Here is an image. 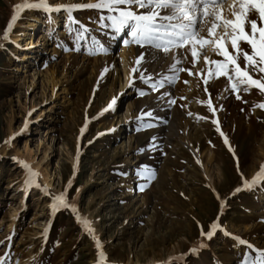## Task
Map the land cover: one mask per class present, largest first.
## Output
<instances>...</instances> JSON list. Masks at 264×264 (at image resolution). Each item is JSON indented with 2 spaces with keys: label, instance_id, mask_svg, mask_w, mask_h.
Returning <instances> with one entry per match:
<instances>
[{
  "label": "rangeland",
  "instance_id": "obj_1",
  "mask_svg": "<svg viewBox=\"0 0 264 264\" xmlns=\"http://www.w3.org/2000/svg\"><path fill=\"white\" fill-rule=\"evenodd\" d=\"M22 2L0 0V37ZM89 2L96 0H48L54 7ZM99 15L72 13L96 45L77 39L79 25L67 12L28 8L17 9L0 39V258L98 264L99 242L104 264H243L255 253L235 238L264 249V184H251L264 165V109L257 106L264 94L241 90L237 99L225 77L209 78L210 65L201 56L192 66L191 55L182 67L194 75L180 72L152 91L139 72L133 76L139 53H146V76L171 75L172 54L125 45L127 33L113 38L96 23ZM222 15L233 19L227 7ZM226 46L232 52L231 37ZM214 47L204 52L223 60ZM238 62L244 66L242 56ZM149 111L155 119L143 117L145 126L139 118ZM63 193L75 212L53 209ZM213 222L221 227L201 236Z\"/></svg>",
  "mask_w": 264,
  "mask_h": 264
},
{
  "label": "snow or ice",
  "instance_id": "obj_2",
  "mask_svg": "<svg viewBox=\"0 0 264 264\" xmlns=\"http://www.w3.org/2000/svg\"><path fill=\"white\" fill-rule=\"evenodd\" d=\"M225 7L232 10L233 19L222 15V10ZM24 8L43 10L48 13L67 12L69 20L73 24L79 25L76 29L77 39L87 41L91 38L93 45H96L98 41L90 36L87 26L80 25L79 21L75 20L72 13L76 10L95 9L100 13L96 23L109 30L113 34V38L127 33L128 39L124 41L125 45L135 43L140 48L148 49L149 52H160L165 55L171 53L172 63L168 68V73L171 75L156 73L155 76L145 75L147 69H141L140 65L142 62H148L145 60L146 53H139L136 59L137 67L132 69L133 76L139 72L140 81L150 87L152 91L163 88L166 81L170 84L175 83L180 72L187 71L190 76L194 75L191 68L182 67L188 56L191 55L192 66H195L201 56L205 63L210 65L209 78L225 77L228 81L226 88L230 87L231 93L236 94L237 99L241 98L239 95L241 90L249 92L255 88L264 94V0H231V3L229 0H96L95 3H75L60 7L50 5L48 0H37L36 3H28L27 0H23L14 9L13 16L0 39L8 38V33L18 18L17 9ZM253 12L257 14V18L251 16ZM201 33H206V35H201ZM229 37H231L232 52H229L226 46ZM240 42L247 43L250 51L240 48ZM212 45H215L212 48L213 52L221 56L223 60H210L206 55L204 49ZM185 49L187 51H184ZM89 54L98 53L93 50ZM241 56L244 60L243 67L238 62ZM211 65H215L214 70ZM258 73L260 74L259 79L256 78ZM200 74L203 75V70ZM185 83L188 82L185 81ZM207 83L206 79L205 84ZM205 91L207 92V88ZM144 94L141 92V95ZM165 95H170V93H165ZM114 103L115 100L108 107L111 108ZM169 103L175 104L176 101L172 99ZM257 106L264 109V104ZM208 107L215 114L216 110L210 100ZM189 115L192 114L189 113ZM143 117L155 119L151 111L143 113L139 119L140 123L145 126L151 125L147 124ZM213 123L218 125L219 122L214 120ZM81 131L83 132V129ZM217 131H220L219 127H217ZM220 134L223 135L222 132ZM225 143H227V139H225ZM137 175L139 176L140 173L138 172ZM151 175L154 173H151L147 178L150 179ZM241 176L245 187L256 184L258 181L264 184V165L253 177L251 184L242 174ZM34 177L35 173H30V179ZM240 190V188L236 189V191ZM65 195L66 193H63L53 198V209L71 207L75 212V208L65 201ZM76 219L90 235L94 236L86 218L78 215ZM220 227L221 225L213 222L210 225V230L205 232L201 226V236L210 239ZM235 239L239 244L246 245L255 253L251 258L245 256L243 264H264V249H256L243 239ZM97 249L98 264H104L106 254L100 250L99 242H97ZM0 264H7L6 259L0 258Z\"/></svg>",
  "mask_w": 264,
  "mask_h": 264
},
{
  "label": "bare ground",
  "instance_id": "obj_3",
  "mask_svg": "<svg viewBox=\"0 0 264 264\" xmlns=\"http://www.w3.org/2000/svg\"><path fill=\"white\" fill-rule=\"evenodd\" d=\"M34 22L32 23V27L34 26V23H37V22H39V19L38 18H34V20H33ZM24 33H22L21 35H23ZM23 57V59H27V57L24 55V56H22Z\"/></svg>",
  "mask_w": 264,
  "mask_h": 264
}]
</instances>
